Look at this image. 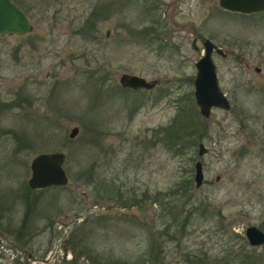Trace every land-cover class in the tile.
I'll list each match as a JSON object with an SVG mask.
<instances>
[{
    "label": "rangeland",
    "instance_id": "obj_1",
    "mask_svg": "<svg viewBox=\"0 0 264 264\" xmlns=\"http://www.w3.org/2000/svg\"><path fill=\"white\" fill-rule=\"evenodd\" d=\"M10 1L32 29L0 35V264H225L228 240L238 264L244 229L264 231V14L217 0ZM204 39L223 53L211 58L229 102L207 118L192 85ZM122 73L159 83L125 89ZM55 151L66 185L30 189L31 158ZM193 205L214 216L175 228L172 207Z\"/></svg>",
    "mask_w": 264,
    "mask_h": 264
},
{
    "label": "water",
    "instance_id": "obj_2",
    "mask_svg": "<svg viewBox=\"0 0 264 264\" xmlns=\"http://www.w3.org/2000/svg\"><path fill=\"white\" fill-rule=\"evenodd\" d=\"M221 10L252 14L264 12V0H217ZM32 29L27 16L18 9L10 0H0V35L15 34L23 35ZM107 33V32H106ZM202 51L194 62L195 74L192 81L193 99L200 116L207 118L212 108L227 110L229 102L221 91L216 75L215 64L211 58L212 52L223 55L220 48L209 39L201 43ZM190 47L199 51L196 39L192 38ZM256 72L258 68H254ZM121 87L132 90H151L159 81L157 79H145L134 74L122 73L118 77ZM77 128L70 130L69 137L76 134ZM205 148L201 142L197 144V155L201 156ZM64 156L61 152H43L33 156L29 162L30 175L26 181L30 189H42L46 187H60L67 183V176L62 167ZM193 181L197 188L201 185L203 174L199 160L193 164ZM244 238L249 247H257L264 244V231L254 225L244 229Z\"/></svg>",
    "mask_w": 264,
    "mask_h": 264
},
{
    "label": "trees",
    "instance_id": "obj_3",
    "mask_svg": "<svg viewBox=\"0 0 264 264\" xmlns=\"http://www.w3.org/2000/svg\"><path fill=\"white\" fill-rule=\"evenodd\" d=\"M170 128L171 127L169 126V129ZM184 128H185V125H183V129ZM166 130H164V131H166ZM171 130H172V128H171ZM177 134L178 133H175L174 138H177L176 137ZM17 140H18V138H17ZM18 142H19V140H18ZM19 144H20V142H19ZM190 181L191 180H190L189 177H184L182 180L179 181V183L177 184V187L179 189H182V191H183L185 189V187L190 184ZM171 202H174V199H172ZM26 209L28 211V208H26ZM197 209H198V206L193 205V207H191L190 210H188L187 212L183 211V213L180 214V212L178 210H175L172 207V209L169 212V214L172 215V222L175 223L174 227L175 228L176 227L181 228L182 231H183L184 228L188 224L191 225V221H192V224H193L195 219H198V220L201 219V221H204V220H207V218L208 219H212V217L214 216L213 214L208 213L206 209L205 210H201V209L197 210ZM88 217L89 216L87 215L84 219L88 220ZM178 219H180V222H178V225H177V220ZM166 226L170 227V224H167ZM214 226H215V224H214ZM216 226H218V225H216ZM171 227H172V225H171ZM222 228H223V225H222V227H220V224H219V228L218 229L220 230V235H226L227 232L224 231L225 229H222ZM222 247H223L222 248L223 254H222V258H220V259H223L224 263L228 264V262H226L228 260H224V258L225 257L226 258L227 257L230 258L229 256L233 253L232 244L230 245L229 244V240H228V241L225 242V244H223ZM254 254H255V248H253V247L251 248L250 247V248L247 249L245 247H240V251L237 252L236 254L234 253L232 255V258L236 257L238 259V264H258L257 261L254 258ZM229 261H230V259H229ZM190 263H192V262H190Z\"/></svg>",
    "mask_w": 264,
    "mask_h": 264
},
{
    "label": "flooded vegetation",
    "instance_id": "obj_4",
    "mask_svg": "<svg viewBox=\"0 0 264 264\" xmlns=\"http://www.w3.org/2000/svg\"><path fill=\"white\" fill-rule=\"evenodd\" d=\"M224 11V10H223ZM226 12H228V11H226ZM230 13H234V12H230ZM235 14H240V16L241 17H243V18H249V17H255V16H259V15H263L264 14V12L263 13H252V14H242V13H235ZM213 53V52H212ZM215 53V52H214ZM217 54V53H216ZM218 55H220V54H218ZM220 56H223V55H220ZM242 62V64H244L245 66H247L246 65V63H244L243 62V60L241 61ZM259 69V68H258ZM260 70V69H259ZM259 72V71H258ZM122 88H124V87H122ZM125 89H129V88H125ZM130 90H132V89H130ZM139 90H142V89H139Z\"/></svg>",
    "mask_w": 264,
    "mask_h": 264
}]
</instances>
